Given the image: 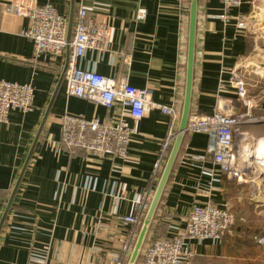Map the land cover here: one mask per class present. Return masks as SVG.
Returning a JSON list of instances; mask_svg holds the SVG:
<instances>
[{
	"label": "crops",
	"instance_id": "1",
	"mask_svg": "<svg viewBox=\"0 0 264 264\" xmlns=\"http://www.w3.org/2000/svg\"><path fill=\"white\" fill-rule=\"evenodd\" d=\"M253 1L230 10L231 20L226 24L220 19L226 13L223 0H199L191 114L214 113L221 83H229L239 64L252 59L251 37L239 32L237 22L242 17L254 18ZM190 2L0 0V80L32 84L36 89L32 112L12 111L8 122L0 123V223L43 128L0 234V264H35L30 260L32 248L46 245L51 247L47 264H100L94 248L101 253L119 252L120 238L126 232L114 235L98 229V225L110 222L115 198L120 202L119 213L132 212L131 200L150 187L154 164L171 128L170 118L154 109L141 122L126 118L136 130L126 158H88L64 147L56 150L64 115L87 120H109L110 115L101 105L67 97L65 78L60 83L67 57L32 62L34 45L24 36L29 19L8 7L52 4L69 20L80 7L86 8L95 22L107 28L109 40L103 50L88 52L83 68L118 83L126 80L137 88L150 86L155 104L179 102L183 106L188 44L184 28L189 24ZM141 9L146 10L145 20L137 18ZM222 95L236 97L230 86ZM208 144L206 134L186 135L152 229L170 222L185 226L191 208L208 202L264 216L250 203L247 186L230 182L219 169L216 177L204 173L205 168L213 167L212 158L207 157ZM204 156L206 160L195 159ZM163 233L166 236L167 230ZM256 235L260 233L248 223L219 244L194 242L195 264H237L241 251L245 252L246 264H264V247L256 245ZM240 240H244L243 247L238 246Z\"/></svg>",
	"mask_w": 264,
	"mask_h": 264
},
{
	"label": "built area",
	"instance_id": "2",
	"mask_svg": "<svg viewBox=\"0 0 264 264\" xmlns=\"http://www.w3.org/2000/svg\"><path fill=\"white\" fill-rule=\"evenodd\" d=\"M246 2L223 0L226 13L220 19L229 23L230 10ZM252 5L255 7L254 1ZM8 10L29 19V28L24 36L34 45L32 62L65 58L69 48V64L65 75L67 97L101 105L110 115L109 120H87L64 115L61 119V141L55 145L56 150L64 147L70 153H81L88 158H104L109 155L126 158L129 144L136 134L135 128L126 118L135 123L141 122L154 109L170 118L171 128L154 164L150 187L134 196L131 200L132 212L129 214L119 213L120 202L115 198L110 222L98 225V229L103 232L117 235L124 231L126 234L120 238L119 252L101 253L100 249L94 248L96 261L101 260L100 264H127L178 133L176 128L180 125L182 106L179 102L171 106L155 104L152 100V87L137 88L126 80L118 83L95 70L83 68L82 62L88 52L103 50L109 40L107 28L95 22L86 8L80 7L74 16L70 41L69 19L59 14L52 4L36 8L11 5ZM137 18L145 20L146 10H139ZM257 23L254 18L242 17L238 19L237 27L241 34L248 36ZM184 29L188 31V23ZM250 66H253L251 72L248 70ZM255 68L252 59L242 61L233 71L229 83H221L214 113L191 114L187 134L208 136L207 157L212 158L213 167L205 168L204 173L216 177L219 169L230 182L247 186L250 203L254 204L256 210L264 212V133H257L264 127V116L259 117L256 113L264 111V99L252 95L248 88L250 76L253 73L256 75ZM228 86L235 91L234 99L222 95ZM35 94L36 89L32 84L0 80V123H7L12 111L23 114L32 112L35 108ZM246 127L250 130H245ZM237 142L242 146H237ZM207 157L195 159L206 160ZM56 197L60 198L59 194ZM247 223L245 216L234 213L229 205L222 207L210 202L194 205L188 213L185 226L175 222L167 223L165 237H155V230L152 229L141 254V264H195L197 253L193 248L194 242L219 244L227 236H234L239 224ZM254 242L264 247V235L255 236ZM50 252V245L42 249L32 248L30 260L35 264H47Z\"/></svg>",
	"mask_w": 264,
	"mask_h": 264
},
{
	"label": "water",
	"instance_id": "3",
	"mask_svg": "<svg viewBox=\"0 0 264 264\" xmlns=\"http://www.w3.org/2000/svg\"><path fill=\"white\" fill-rule=\"evenodd\" d=\"M198 16H199V0H191L190 2V12H189V24H188V44H187V62H186V83H185V94H184V101L182 106V113H181V119H180V125L178 128V133L176 135L174 144L171 148L170 154L168 156V159L166 161L162 176L158 182V185L155 189L154 196L152 198L150 207L148 209V212L145 216L144 222L142 224V227L140 229L138 238L136 240L135 246L133 248L132 254L130 256V259L127 264H138L139 259L141 257L143 248L147 242V239L150 236V233L152 231L153 223L155 221L160 203L162 201L164 192L166 190L167 184L169 182V179L172 175L174 166L177 162V159L179 157L180 151L183 146L184 139L187 135V127L189 123V119L191 117V110H192V100H193V93H194V85H195V64H196V46H197V34H198ZM73 23H74V14L71 15V18L69 20V32H68V40L70 41L71 35H72V29H73ZM69 54L70 49L67 50V60H66V66L64 69V72L61 76L60 83L64 80L68 64H69ZM49 112H47L48 115ZM48 116H46L47 119ZM43 131V128L40 129L35 142L33 144L32 150L28 156V159L25 163V166L22 170L21 176L18 180V182L15 185L13 194L10 198V201L8 203V206L5 210L4 216L0 223V234L2 232V229L6 223V220L8 218V215L10 213V210L13 206L14 200L16 198V195L18 193V190L20 188L23 176L25 174V171L27 170L30 161L32 159L34 150L38 144V141L40 139L41 133Z\"/></svg>",
	"mask_w": 264,
	"mask_h": 264
},
{
	"label": "rangeland",
	"instance_id": "4",
	"mask_svg": "<svg viewBox=\"0 0 264 264\" xmlns=\"http://www.w3.org/2000/svg\"><path fill=\"white\" fill-rule=\"evenodd\" d=\"M254 19L258 21L256 26L253 29L252 34L250 35V41L252 46V62L256 65L255 73L250 76V86L249 91L252 95L259 96L264 99V72L263 74L258 75V65L264 68V0H255V8H254ZM250 72L253 70V66H250L248 69ZM259 117L264 116V111L256 112ZM257 133H264V127L257 131ZM237 146H242L239 142L236 143ZM242 208L238 207V211L235 208H232L234 213L240 214H247L245 215L246 220L248 221L249 225L252 226L256 231L260 233V235H264V216H257L254 214H249V212L245 213L246 210H241ZM247 209V206H246ZM243 211V212H242ZM248 223L246 225H248ZM244 224H239L238 227H242ZM237 227V228H238ZM258 236V235H256ZM239 247L244 246V240H240L238 242ZM263 256H264V249ZM240 261H237V264H246L245 252L241 251L239 254ZM142 256L139 259V263L141 264ZM225 263V261H222ZM226 264V263H225Z\"/></svg>",
	"mask_w": 264,
	"mask_h": 264
},
{
	"label": "trees",
	"instance_id": "5",
	"mask_svg": "<svg viewBox=\"0 0 264 264\" xmlns=\"http://www.w3.org/2000/svg\"><path fill=\"white\" fill-rule=\"evenodd\" d=\"M168 228V225L167 224H164V226H162V224H160L154 231V236L155 237H162L164 236L165 237V234L163 232H166ZM163 230V232H162ZM162 232V233H161Z\"/></svg>",
	"mask_w": 264,
	"mask_h": 264
},
{
	"label": "bare ground",
	"instance_id": "6",
	"mask_svg": "<svg viewBox=\"0 0 264 264\" xmlns=\"http://www.w3.org/2000/svg\"><path fill=\"white\" fill-rule=\"evenodd\" d=\"M261 65H258V70H257V74L261 75L263 74L262 72H264V68L260 67Z\"/></svg>",
	"mask_w": 264,
	"mask_h": 264
}]
</instances>
